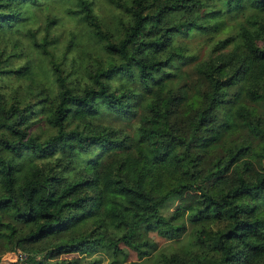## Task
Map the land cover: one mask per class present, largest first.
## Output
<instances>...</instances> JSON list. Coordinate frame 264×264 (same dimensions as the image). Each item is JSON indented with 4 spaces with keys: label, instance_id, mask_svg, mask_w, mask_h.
Instances as JSON below:
<instances>
[{
    "label": "trees",
    "instance_id": "trees-1",
    "mask_svg": "<svg viewBox=\"0 0 264 264\" xmlns=\"http://www.w3.org/2000/svg\"><path fill=\"white\" fill-rule=\"evenodd\" d=\"M43 1L0 0V29L10 6ZM70 1L62 13L118 60L81 56L75 28L32 33L38 55L18 66L0 50V83L39 75L48 91L24 108L0 90V246L19 250L6 264H111L120 245L152 264H264V0ZM214 16L229 20L203 21ZM195 32L203 59L179 41ZM182 216L190 250L158 251L150 231L176 239Z\"/></svg>",
    "mask_w": 264,
    "mask_h": 264
},
{
    "label": "rangeland",
    "instance_id": "rangeland-1",
    "mask_svg": "<svg viewBox=\"0 0 264 264\" xmlns=\"http://www.w3.org/2000/svg\"><path fill=\"white\" fill-rule=\"evenodd\" d=\"M73 1L68 0H46L40 4L27 5L24 10L22 2L15 3L14 8L9 7L12 11L17 13V19L5 23L0 29V50L3 51V56L7 54L11 55V65L18 66L21 62L28 57L38 55L36 50L32 46L31 34L38 37L41 40L47 33L48 35L63 34L65 37L69 30L77 29L79 31L80 46L79 54L85 56L91 54L92 56L100 55L105 61H117V57H113L108 53H103L97 44L93 43L91 39V31L89 28H83L75 23L71 18L65 16L62 12L72 5ZM34 6V7H33ZM101 12V10L99 9ZM112 13L102 16V25L106 32L114 39H117L121 33V27L116 21L115 15L110 17ZM105 16V17H104ZM19 20V21H17ZM227 16H214L210 18H204V22L217 23L222 21H228ZM12 24V25H11ZM180 42H184L186 48V55L197 56L199 59H203L206 54L205 42L207 37L205 35L195 32L190 38L179 37ZM63 40V39H62ZM184 66H187L185 64ZM188 67V66H187ZM187 67H183L184 69ZM0 90H2L4 98L7 102L12 100L20 101V106L26 108L30 106L31 102H36L40 105H44V98L48 93L43 79L38 75L35 77L30 76H18L10 75L0 83ZM30 113V112H29ZM35 113H30V117ZM102 118L107 119L109 123L118 126H125L126 130H131L127 121L120 118H110L102 115ZM30 120L31 132L37 137L42 138L46 124L44 121H38L35 118ZM131 125V124H130ZM229 134V133H228ZM224 132L219 139V144L228 136ZM223 140V141H222ZM188 202L187 195L180 198H176L168 202V205L163 208V212L169 215L171 211L178 207H183ZM185 216V215H184ZM180 222H184V231L176 239H168L160 236L155 231H150V236L157 243V250L164 253H168L172 250H177L182 247L186 250H190V244L192 242V231L196 227L193 222L187 220L183 216L180 217ZM4 246H0V251L4 250ZM19 254L17 251H7L0 253V261L6 260L14 261ZM68 256H76L77 258L83 257L81 253H70ZM116 259L111 264H123L130 261H137L139 264H152V255L138 258L136 253L125 245H120V249L116 252ZM102 261L100 264H108L110 257L100 254Z\"/></svg>",
    "mask_w": 264,
    "mask_h": 264
},
{
    "label": "water",
    "instance_id": "water-1",
    "mask_svg": "<svg viewBox=\"0 0 264 264\" xmlns=\"http://www.w3.org/2000/svg\"><path fill=\"white\" fill-rule=\"evenodd\" d=\"M17 256H18V254H17ZM17 259V258H16ZM15 261V260H14ZM10 262H12V261H6V260H2V261H0V264H6V263H10Z\"/></svg>",
    "mask_w": 264,
    "mask_h": 264
}]
</instances>
